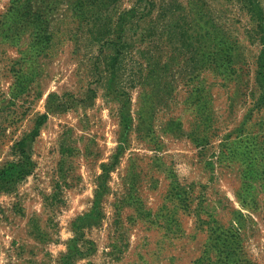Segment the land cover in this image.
<instances>
[{"label": "rangeland", "instance_id": "374dc122", "mask_svg": "<svg viewBox=\"0 0 264 264\" xmlns=\"http://www.w3.org/2000/svg\"><path fill=\"white\" fill-rule=\"evenodd\" d=\"M0 264H264V0H0Z\"/></svg>", "mask_w": 264, "mask_h": 264}, {"label": "trees", "instance_id": "16d2710c", "mask_svg": "<svg viewBox=\"0 0 264 264\" xmlns=\"http://www.w3.org/2000/svg\"><path fill=\"white\" fill-rule=\"evenodd\" d=\"M102 179V178H101ZM245 263V262H244Z\"/></svg>", "mask_w": 264, "mask_h": 264}]
</instances>
